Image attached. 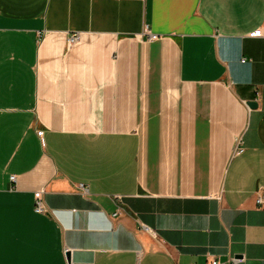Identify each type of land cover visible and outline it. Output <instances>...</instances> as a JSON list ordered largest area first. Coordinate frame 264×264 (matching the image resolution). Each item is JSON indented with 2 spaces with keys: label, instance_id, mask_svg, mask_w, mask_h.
I'll return each instance as SVG.
<instances>
[{
  "label": "crops",
  "instance_id": "1",
  "mask_svg": "<svg viewBox=\"0 0 264 264\" xmlns=\"http://www.w3.org/2000/svg\"><path fill=\"white\" fill-rule=\"evenodd\" d=\"M256 192L264 0H0V264H264Z\"/></svg>",
  "mask_w": 264,
  "mask_h": 264
},
{
  "label": "built area",
  "instance_id": "2",
  "mask_svg": "<svg viewBox=\"0 0 264 264\" xmlns=\"http://www.w3.org/2000/svg\"><path fill=\"white\" fill-rule=\"evenodd\" d=\"M261 35H262V33L259 30L254 31L252 33V36L253 37H260ZM77 36H78L77 34H73L71 36V38L72 39H75ZM142 37H146V39L148 41H154L157 38L156 35L150 33V31L148 30L147 27L144 28L143 33L139 36V38H142ZM38 134H40V133H38ZM241 146H242V142H241L240 139H238L236 141V143H235V151L234 152L235 153H239L242 150V147ZM10 181L14 183L15 182V177L14 176H11L10 177ZM41 194H42V192H41ZM256 195H257V199H256L257 205L259 207H262L264 205V199L259 194V192H256ZM33 210L37 214H48V212H49L41 197H38L37 199H35L34 206H33ZM66 253H67V251L65 250L64 251V254L66 255ZM243 261H244V259L241 258V257H231L227 261L222 262V263L213 260V261H210L209 264H239V263H242Z\"/></svg>",
  "mask_w": 264,
  "mask_h": 264
},
{
  "label": "water",
  "instance_id": "3",
  "mask_svg": "<svg viewBox=\"0 0 264 264\" xmlns=\"http://www.w3.org/2000/svg\"><path fill=\"white\" fill-rule=\"evenodd\" d=\"M247 105L250 108H255V106H256V104L254 102H248ZM66 257H67V260H69V254H68V252L66 253Z\"/></svg>",
  "mask_w": 264,
  "mask_h": 264
},
{
  "label": "rangeland",
  "instance_id": "4",
  "mask_svg": "<svg viewBox=\"0 0 264 264\" xmlns=\"http://www.w3.org/2000/svg\"><path fill=\"white\" fill-rule=\"evenodd\" d=\"M237 140H238V139H237ZM237 140H236V141H237ZM236 141H235V143H236Z\"/></svg>",
  "mask_w": 264,
  "mask_h": 264
}]
</instances>
